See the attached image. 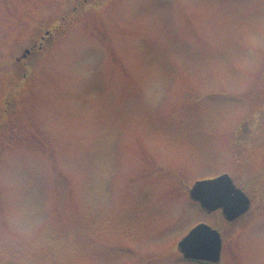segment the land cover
I'll use <instances>...</instances> for the list:
<instances>
[{
	"label": "rangeland",
	"instance_id": "374dc122",
	"mask_svg": "<svg viewBox=\"0 0 264 264\" xmlns=\"http://www.w3.org/2000/svg\"><path fill=\"white\" fill-rule=\"evenodd\" d=\"M199 223L264 264V0H0V264H193Z\"/></svg>",
	"mask_w": 264,
	"mask_h": 264
},
{
	"label": "water",
	"instance_id": "95a60500",
	"mask_svg": "<svg viewBox=\"0 0 264 264\" xmlns=\"http://www.w3.org/2000/svg\"><path fill=\"white\" fill-rule=\"evenodd\" d=\"M189 197L208 214L220 210L228 222L247 213L250 207L248 198L234 187L227 176L197 182L189 191ZM221 247L219 233L204 224L195 227L177 244L183 259L209 264L219 262Z\"/></svg>",
	"mask_w": 264,
	"mask_h": 264
},
{
	"label": "trees",
	"instance_id": "16d2710c",
	"mask_svg": "<svg viewBox=\"0 0 264 264\" xmlns=\"http://www.w3.org/2000/svg\"><path fill=\"white\" fill-rule=\"evenodd\" d=\"M56 236V235H55ZM64 246V245H63ZM72 251V249H71ZM69 252V251H68ZM60 256V255H59ZM55 261H59V258H53ZM27 263V262H26ZM25 264V263H24Z\"/></svg>",
	"mask_w": 264,
	"mask_h": 264
}]
</instances>
